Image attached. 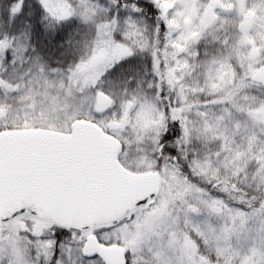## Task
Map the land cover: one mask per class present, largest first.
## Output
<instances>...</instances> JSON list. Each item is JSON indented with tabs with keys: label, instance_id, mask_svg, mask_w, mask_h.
Returning <instances> with one entry per match:
<instances>
[{
	"label": "snow or ice",
	"instance_id": "1",
	"mask_svg": "<svg viewBox=\"0 0 264 264\" xmlns=\"http://www.w3.org/2000/svg\"><path fill=\"white\" fill-rule=\"evenodd\" d=\"M0 264H264V0H0Z\"/></svg>",
	"mask_w": 264,
	"mask_h": 264
}]
</instances>
